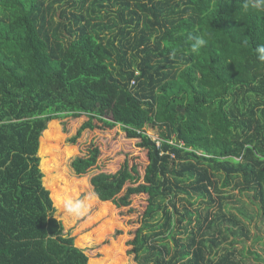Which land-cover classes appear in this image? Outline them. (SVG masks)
Segmentation results:
<instances>
[{
	"label": "trees",
	"instance_id": "obj_1",
	"mask_svg": "<svg viewBox=\"0 0 264 264\" xmlns=\"http://www.w3.org/2000/svg\"><path fill=\"white\" fill-rule=\"evenodd\" d=\"M242 3L0 0V264H88L53 216L37 156L49 123L82 117L76 137L118 130L137 141L118 171L90 179L132 230L136 264H239L212 248L248 233L222 212L226 191L251 193L264 222V64L253 52L264 12ZM189 34L208 45L190 54ZM148 127L163 129L158 145ZM94 157L74 161L76 173ZM197 200L203 215L177 208Z\"/></svg>",
	"mask_w": 264,
	"mask_h": 264
},
{
	"label": "rangeland",
	"instance_id": "obj_2",
	"mask_svg": "<svg viewBox=\"0 0 264 264\" xmlns=\"http://www.w3.org/2000/svg\"><path fill=\"white\" fill-rule=\"evenodd\" d=\"M86 120V117H82L80 121L71 118L53 121L39 140L37 156L42 184L53 202V216L63 226V234L71 237L74 245L88 257V264H136L134 255L129 254L132 248L129 244L133 238L132 230L127 227L126 220L117 218L113 206L99 200L90 185V179L100 172L114 174L118 171L127 158V153L137 150V141L127 139L118 130H84L76 137L78 127ZM162 132L163 129L158 127L146 129V134L155 141L160 140ZM72 138L76 140L72 141ZM94 148L100 153L98 157L88 151ZM93 157L96 158V164L86 172L77 174L73 168L74 161ZM224 196L227 198L223 202L222 212L237 216L248 233L246 238L229 235L226 240H222L218 237L217 243L220 246L213 247L212 251L219 249L218 254L226 250L233 251L239 264H264V222L260 220L257 203L252 199L251 193L228 190ZM66 199L84 200L88 205L87 210L79 217L65 216L62 206ZM217 203L208 209L212 216L218 213ZM183 207L192 212L197 210L202 215L206 210V205L199 200L194 206L177 202L180 211ZM238 210L251 217V220L244 219ZM192 220L187 225V231L182 229L175 234V242L168 239L167 243L172 251L177 248L176 240L187 243L186 233L193 228L194 219ZM205 238L208 239L209 236Z\"/></svg>",
	"mask_w": 264,
	"mask_h": 264
},
{
	"label": "clouds",
	"instance_id": "obj_3",
	"mask_svg": "<svg viewBox=\"0 0 264 264\" xmlns=\"http://www.w3.org/2000/svg\"><path fill=\"white\" fill-rule=\"evenodd\" d=\"M242 9L245 12L256 11L264 12V0H243ZM188 40L191 41L189 45V52L199 53L200 50L208 45V40L204 38V35H188ZM256 59L264 64V43L256 45L253 49ZM177 55V50L172 49L168 53L169 58H174ZM159 144V141H156ZM88 205L84 200L66 199L63 201L62 211L65 216L79 217L82 216L87 210Z\"/></svg>",
	"mask_w": 264,
	"mask_h": 264
},
{
	"label": "built area",
	"instance_id": "obj_4",
	"mask_svg": "<svg viewBox=\"0 0 264 264\" xmlns=\"http://www.w3.org/2000/svg\"><path fill=\"white\" fill-rule=\"evenodd\" d=\"M134 82L132 81L131 84H133Z\"/></svg>",
	"mask_w": 264,
	"mask_h": 264
}]
</instances>
